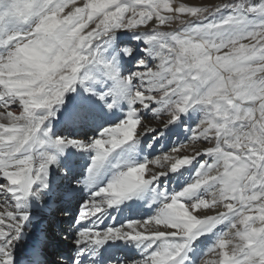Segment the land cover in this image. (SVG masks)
I'll return each instance as SVG.
<instances>
[{"label": "snow or ice", "instance_id": "snow-or-ice-1", "mask_svg": "<svg viewBox=\"0 0 264 264\" xmlns=\"http://www.w3.org/2000/svg\"><path fill=\"white\" fill-rule=\"evenodd\" d=\"M225 9L231 11L209 19ZM256 12L264 13V0L214 7H176L171 0H85L82 6L76 0H0V193L6 194L0 195V264H13L12 247L28 219V199L49 188L56 152L68 145L93 150L84 181L90 185L116 149L138 141V130L139 135L155 130L140 115L142 109H150L164 127L196 107L203 118L188 141L214 140V145L188 152L179 144L117 170L80 206L72 264H81L82 246L117 239L147 242L142 259L130 264H185L192 241L225 221L229 231L204 253L216 259L201 264H264V19L245 23L246 15ZM174 20L178 28L161 30ZM17 23L28 27L9 31ZM91 24L95 27L89 29ZM118 30L132 31L146 45L137 70L123 77L115 57L102 55V46ZM120 52L132 56L134 49ZM148 57L160 61L156 70ZM93 69L113 81L98 97H112L108 108L126 100L125 118L90 142L53 138L49 118L77 81L97 79ZM17 106L18 113L12 110ZM162 111L167 119L160 118ZM197 157H210L211 163L202 159L179 192L161 191L155 215L106 228L81 226L105 207L143 195L160 176ZM33 264H42L39 247Z\"/></svg>", "mask_w": 264, "mask_h": 264}, {"label": "rangeland", "instance_id": "rangeland-1", "mask_svg": "<svg viewBox=\"0 0 264 264\" xmlns=\"http://www.w3.org/2000/svg\"><path fill=\"white\" fill-rule=\"evenodd\" d=\"M174 1H176L174 3ZM172 4L176 7H178L181 4L188 5L187 0H174ZM180 1V2H179ZM183 1V2H182ZM178 2V3H177ZM238 3L239 0H223L218 3L209 4V5H202V4H191V6H197V7H214L220 3ZM177 3V4H176ZM250 3L252 4H260L261 0H250ZM190 6V5H189ZM231 11L230 9L222 10L219 13L215 14V17H210L209 19L216 18L217 16H225L228 14V12ZM181 19L187 20L190 19V17L187 16H181ZM264 19V16L261 17L260 12L256 13H248L245 18V23L248 26H251L253 23L258 22L259 20ZM248 22V23H247ZM155 21L149 23L148 27L154 26ZM26 26H24L25 28ZM91 27H95L94 24H91L89 26V29ZM179 27V20L172 21L169 25L162 27V31H171ZM134 33L132 31L128 30H118L113 37L112 41L108 45H104L102 55L106 58L111 60L113 57L116 59V66L119 71V75L121 77L129 75L131 72H134L137 70V64L136 61L140 58H143L145 56V53L142 51L146 47L144 42L142 40L134 39ZM125 47H130L134 49V53L132 56H124L122 52H120V49H123ZM147 62L151 64L150 66L153 67L154 70H156V66L160 63L159 60H152L150 57L147 58ZM93 75L97 77L95 80H86L83 84H81L79 81L74 86V90L68 91L65 93L63 102L56 106L55 108V115L50 117V132L49 135H51L53 138L61 135H64V137L68 138H78L81 141L87 140L86 135L88 137H94L96 135V132L101 131L104 127L109 126L111 122H108V120L102 121V126L95 127L93 119L89 120L86 130H82L78 124L76 127L71 129V131L67 130L66 124L68 121V110L73 105H71V101L73 98L78 99L82 98V100L87 99V103L89 102V109L94 110L96 109V106H100V108H103L105 112H110L112 108H108L106 106L105 99L107 98L108 103L112 102V97L106 96L104 100H101L97 93L107 91L108 88L112 87L113 81L110 79H107L103 77L99 72H97L95 69H93ZM134 84L138 83L137 81H133ZM80 85L82 86L80 88ZM91 88L93 89L92 92H86L85 88ZM78 90V91H77ZM79 96V97H78ZM115 106V105H114ZM158 105H153V107H157ZM128 108V107H126ZM128 110H123V112L127 113ZM140 115H142L143 119L146 120H153V124H156L155 130L152 132H147L144 135H139L138 130V141L134 144L137 146V149L139 153L143 154L145 158L151 160L154 157L161 155L164 152H168L171 148L185 143V147L188 152H191L192 148L200 149L202 150L205 147L213 146L215 141H204L203 139L198 141H188L189 137L191 136V129L195 128L197 124H199L200 120L203 118V112L199 107L193 108L189 110L186 114H183L179 120H177L174 123L167 124L164 127H161V121H157L154 118V114L151 112L150 109H142ZM113 118L117 117L115 115H111ZM103 118V114L101 115L100 120ZM161 119H167V114H164L163 111L161 112ZM77 120H80L79 118H75ZM120 119V118H119ZM123 119V118H122ZM111 121V120H110ZM114 121V119L112 120ZM146 124H151L150 122H145ZM92 126L93 129L92 132L88 131L89 127ZM69 128V127H68ZM99 130V131H98ZM141 130V129H140ZM93 133V135H92ZM84 136V137H83ZM90 141V140H89ZM202 159L208 160L209 163H211L210 157H197L196 160L192 161L191 164L181 167L177 171H169L166 176H164L155 186L156 192L160 193L161 191L171 194L174 192H179L182 190L187 184H189L194 176V173L196 172V169L199 167V163ZM80 170H83L82 167H79L77 170V175H79ZM81 176H85V174H80ZM45 191L47 189H44ZM64 190H54L53 194L50 198V207L45 208L43 211L44 216L47 217V220L44 221L43 224L46 223V230L43 231L42 234H40L39 231H36V234L39 235L40 239L48 243H51L53 245L54 242H57L61 244L62 246L66 247V255L64 257H59V261L55 262L56 254L59 251L55 250L54 248L44 246L43 248H40V256L44 257L46 260H48L51 264H70L72 260L75 258V254L77 253V247L73 244V242H70V240H75L76 238L72 234L74 229H76L78 226L76 224V216L77 213L80 211L81 204L85 201V196L83 194L78 195V198L75 200L74 204H69L70 207H68V204H64L62 199H60L61 195L64 193ZM0 195H3V193H0ZM88 195V193H87ZM71 197H75V195H71ZM56 201H60V206L56 203ZM122 206L119 208L122 210V217L125 218L123 223L127 220H135L134 217H131L129 213L126 214L128 211L126 207ZM70 209V211L68 210ZM68 213H71V215H67ZM131 211V210H130ZM60 213H66L64 217L57 218L55 217V214ZM211 214V213H209ZM145 215V214H144ZM117 217V214L113 213L111 215V218H114L113 221L110 220L109 226H116L115 219ZM110 218V219H111ZM61 220L59 221V225L62 226V230H60V234L57 233V231H54L51 226H53L52 221L54 220ZM69 219V220H67ZM115 220V221H114ZM99 221V220H98ZM98 221L94 220V224H96ZM122 223V224H123ZM90 224V223H89ZM121 224V223H120ZM56 225V224H55ZM92 225V224H91ZM83 226V225H81ZM89 226V225H88ZM94 227H97L96 225H93ZM259 226V225H257ZM56 228V227H55ZM54 228V229H55ZM70 228L72 229L70 231ZM97 228H106V226H100ZM64 231V232H63ZM228 232V222H222L221 224H218L211 232L206 233L203 235L205 237L202 239L200 244L198 243L194 246V251L189 257V264H201V256H208L204 255V253L207 251L209 247H211L215 241L216 237L222 233V232ZM56 233V234H55ZM219 233V234H218ZM57 234L61 236L60 238L57 237ZM68 235V236H67ZM67 236V237H66ZM54 242H52V241ZM208 247V248H207ZM31 252L32 249H29ZM56 251V252H55ZM65 252V248H64ZM194 254V255H193ZM61 253H59L58 256H60ZM126 259L129 260V262L132 260V258L137 257L135 256V253H131L126 255L124 253ZM194 258V261H192V258ZM33 264V263H32ZM44 264V263H42ZM46 264V263H45Z\"/></svg>", "mask_w": 264, "mask_h": 264}, {"label": "bare ground", "instance_id": "bare-ground-1", "mask_svg": "<svg viewBox=\"0 0 264 264\" xmlns=\"http://www.w3.org/2000/svg\"><path fill=\"white\" fill-rule=\"evenodd\" d=\"M171 1L173 2L174 0ZM187 1H188L187 3L188 6L189 5L191 6V4L209 5V4L218 3L223 0H187ZM84 2L85 0H76V5L82 6ZM175 2L176 1H174V3ZM68 10L70 9H65V11ZM260 13H261V17H263L264 13L262 12ZM216 18L218 19L220 18V16H217ZM24 26L26 27L24 28ZM27 27L28 24L26 23H17L15 25H10L9 31L17 30V29L26 30ZM81 87L82 86L80 85V88ZM86 100L87 99L82 100V98H78V99L73 98V100L71 101V105L73 106L68 110V119L66 120L68 121V123L66 124L67 130L71 131V129L76 127L77 124L79 126L81 125L80 127L83 128L82 130H86L88 125L87 122H89L90 119L91 120L93 119L95 127L100 126L101 128L102 121L104 120H108V122H111L109 126H112L117 122H119L120 120H122V118L124 119L126 113L123 112V110H128V108H126L128 107V103L124 99L119 100L118 103L115 104V106H113L112 110H110V112H105L103 108H100V106L98 107L96 106V109L90 110L89 109L90 103L89 102L87 103ZM107 100L108 99L106 98L105 101L108 103ZM12 110L18 113L20 109L17 106ZM102 114H103V118L100 120ZM111 115H115L117 117L113 118V116ZM75 118H79L80 120H77ZM113 119L114 121H112ZM144 120L147 123L148 122L152 123V126H156V124H153V120H146V119ZM88 127H89L88 131L92 132L91 129H93V127L92 126H88ZM101 131L96 132V135L94 137L93 136L88 137V135H86L87 140H85L84 142H90L92 138L99 136ZM61 137H64V135H61ZM75 139L79 140L78 138ZM55 154H56V162L49 166V176H48L49 188L46 191L42 190V192L39 195V198L30 196L28 199V207H27L28 219L25 221L19 239L14 242V245L12 247L13 264H32L33 252L37 247H39L40 249L44 245L46 246L52 245L51 243L45 241V237H44V241L41 240L39 235L36 234V231H39L40 234H42L43 231L46 230L47 225L46 223L45 224L43 223L45 220H47V217L44 216L43 211L45 210V208L51 206L50 198L54 190L58 189L61 191L62 190L65 191L60 197V199L63 200L61 204L62 203L68 204V207H70L69 204H74L75 200L78 198V195L80 194L84 193L85 196L84 199L87 200L90 193L92 191H95L98 187L106 184L112 178L113 174L117 170H122L124 167L127 166V164H138L145 160L144 155L139 153L137 146L129 142V144L122 146L120 149H116L111 154V156L109 157V162L105 165L103 169H101V171L95 176L94 180L89 185V184H85L84 181L88 178L89 175L88 168L89 165L91 164V157L94 154L93 150L91 149L83 150L68 145L64 147V150L62 152H56ZM113 165H117V167H113ZM79 167H82L83 170H80L79 175H77L76 172ZM150 167L153 169V171L160 170L156 166L150 165ZM80 174H85V176H81ZM166 175L160 176L156 181L150 184L148 190L144 192L143 195L133 196L128 200L122 201L119 205L105 207L101 213L95 214V216L89 218L88 221L83 222L82 225L88 226L90 223L92 224V226L96 225L97 227H100L102 225L107 227L109 225L110 220L113 221L114 219L111 218V215L113 213L117 214V217L115 219L116 221L114 220L115 221L114 224L115 225H119L120 223L122 224L123 221L125 220V218H123L121 214L122 210L119 209L122 206L128 208L127 209L128 212L126 214L131 212V214L129 213V215L131 217H134L135 220H142L145 217H150L155 215L158 208L161 205L162 198L159 196V193L156 192L155 190L156 198L153 199L152 189H155L156 184ZM0 183H2V181H0ZM71 195H75V197H71ZM56 203L58 204V206H60V201H56ZM41 209L43 211H41ZM0 210H3L2 204H0ZM65 214L64 213H60L57 215L55 214V217L61 218L65 216ZM94 220L96 221L99 220V221L96 224H94L93 222ZM57 221L54 220L52 221V223L55 225L57 224ZM78 229L79 226L76 229H74L75 232L72 233L75 238H76V231H78ZM71 230L72 229L70 228V231ZM204 238L205 237L201 235L200 237L192 241V244L190 246L191 250L187 253L188 257H191L194 251V246L197 243L199 245L202 239ZM74 241L75 240H70V242H73V244L75 245ZM146 246H147V242L127 241L120 239L109 240L106 241L103 245H99V246L96 245L82 246L85 247V251L80 253L79 258L81 264H121V262H123V264H130L131 261H138L142 259L144 255L143 249ZM75 247H77V245H75ZM29 249H32V251L30 252ZM93 252H95V254H93ZM124 253H126V255L135 253V256L137 257L132 258V260L129 262V260L126 259L127 257H125ZM195 257L196 256L192 258V261H194ZM75 258H76V254H75ZM201 259L213 260L216 259V256L215 255L201 256ZM55 260L59 261L60 259H55ZM189 262L190 261L188 259L185 261V264H189ZM70 264H72V262Z\"/></svg>", "mask_w": 264, "mask_h": 264}]
</instances>
